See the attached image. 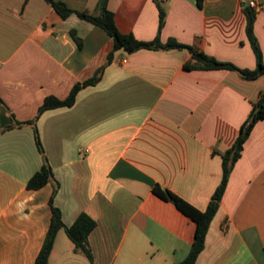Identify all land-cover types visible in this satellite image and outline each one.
<instances>
[{"label": "crops", "instance_id": "1", "mask_svg": "<svg viewBox=\"0 0 264 264\" xmlns=\"http://www.w3.org/2000/svg\"><path fill=\"white\" fill-rule=\"evenodd\" d=\"M97 13L99 0H57ZM264 60V0H110L118 29L143 42L174 39L240 69L255 70L246 8ZM166 11L160 31V6ZM72 33L81 40V46ZM113 39L77 15L63 19L45 0H0V264H35L52 222V206L72 226L82 213L96 222L94 264H180L196 223L153 193L156 185L205 212L223 180L229 151L255 104L264 77L185 69L188 50L114 54ZM126 61V63H124ZM106 66L71 108L45 112L46 98L69 97ZM44 157L55 181L28 189ZM57 193L55 194V190ZM55 194V195H54ZM50 264H90L65 232ZM197 264H264V120L253 129L230 177Z\"/></svg>", "mask_w": 264, "mask_h": 264}, {"label": "trees", "instance_id": "2", "mask_svg": "<svg viewBox=\"0 0 264 264\" xmlns=\"http://www.w3.org/2000/svg\"><path fill=\"white\" fill-rule=\"evenodd\" d=\"M63 19H68L72 15H77L81 20L93 24L103 29L114 42L113 52L108 58L107 65L112 62L113 56L116 52L124 50L129 54L136 53L141 50H188L192 54L191 60L185 65V69L192 70H228L238 72L243 79L249 81H255L261 77H264V60L262 51L258 44L257 38L254 34V24L257 13L250 7L246 8L247 14V35L257 57V68L255 70L240 69L234 64L221 62L214 57L208 56L204 53L198 52L191 46H187L177 42L174 39L169 40L166 44H162L158 37L155 42H143L138 40L133 34H123L117 27L115 14L109 9L110 0H99L97 13L91 14L89 12H80L71 9L66 3L57 0H45ZM203 0H198L199 7L202 6ZM160 6V5H159ZM160 31L162 30L165 19L166 11L160 6ZM75 41L81 46V40L78 39L75 33H72ZM106 66L100 68L96 75L83 83H78L72 89L70 95L66 99H59L54 96H50L45 99L43 105L39 109L37 117L29 122H18L12 117L16 127L24 125L33 126L35 131V137L39 151L44 154V148L40 139V134L37 128V122L40 117L48 111L71 108L75 105L77 96L79 93L89 87L97 85L104 74ZM0 107H6L5 102L0 97ZM264 120V94L261 96L260 101L255 104L252 112L247 118L246 122L241 128L239 137L235 141L233 147L222 155L223 159V180L218 187L217 191L212 197V200L205 212L199 211L185 200L172 193L171 191L156 185L153 189V193L162 200L172 203L179 211L184 215L192 219L196 225L195 240L191 249V252L187 259L180 264H197L199 256L205 249L206 239L213 220L215 219L224 194L226 192L230 177L236 163L241 159L246 142L255 126ZM44 165L28 183V189L39 190L46 185L55 181L54 173L51 166L48 163L47 158L44 157ZM57 189L55 190V194ZM54 194V195H55ZM51 201L52 206V222L50 229L47 233L43 247L36 259L35 264H50L51 254L55 247L57 236L60 232H65L69 239L75 246V252L82 253L90 261V264H94V257L89 245V237L93 231L97 228V222L87 213H82L72 226H67L63 221V216L60 209L56 208Z\"/></svg>", "mask_w": 264, "mask_h": 264}, {"label": "built area", "instance_id": "3", "mask_svg": "<svg viewBox=\"0 0 264 264\" xmlns=\"http://www.w3.org/2000/svg\"><path fill=\"white\" fill-rule=\"evenodd\" d=\"M262 5L258 3L257 1H251L250 2V8L254 10L256 13H258L262 9ZM126 63V61H124Z\"/></svg>", "mask_w": 264, "mask_h": 264}]
</instances>
